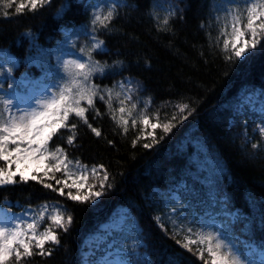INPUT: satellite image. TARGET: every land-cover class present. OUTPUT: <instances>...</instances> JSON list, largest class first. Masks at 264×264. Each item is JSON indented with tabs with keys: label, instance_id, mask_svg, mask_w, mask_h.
Wrapping results in <instances>:
<instances>
[{
	"label": "trees",
	"instance_id": "1",
	"mask_svg": "<svg viewBox=\"0 0 264 264\" xmlns=\"http://www.w3.org/2000/svg\"><path fill=\"white\" fill-rule=\"evenodd\" d=\"M24 2L12 0L9 9L0 2V54L15 58L7 65L0 59V95L10 90L9 85L16 87L23 75L57 83L63 61L81 58L80 47L87 48L91 35H96L105 43L94 58L109 67L94 82L112 87L131 80L132 103L138 105L134 115L138 117L139 109L147 104L151 123L174 124L167 134L150 128L155 142L144 135L139 119L135 128L129 122L124 133L97 100L96 107L104 114L86 115L101 136L73 118L71 122L77 124L73 145L67 144L71 133L64 129L50 147L64 148L69 159L79 160L89 171L103 165L111 188H99L102 170L94 180V190L103 195L91 202H74L67 198V191L60 196L31 180L0 187V202H17L31 210L43 204L60 206L73 217L66 232L56 229L60 243L46 245L52 254L33 256L27 264H79L83 238L118 204L126 206L140 226L143 245L139 248L147 258L138 264H203L176 243L181 235L168 216L167 193L181 181L202 192L206 187L201 172L208 168L217 187L214 190L225 193L230 208L251 217L254 213L251 227L257 239L263 237L264 229L255 221L264 220V138L258 132H241L243 115L238 105L245 93L264 95V41L246 59L228 61L225 56L211 55L205 24L211 18L213 0H49L34 11L26 6L16 14L15 7ZM112 3L119 6L109 29L93 33V15ZM116 91H120L118 85ZM180 104L188 105L183 114L177 107ZM113 107H119L116 100ZM145 143L152 146L145 148ZM200 165L205 166L199 169ZM72 170L75 173L76 167ZM49 223L45 220L40 229Z\"/></svg>",
	"mask_w": 264,
	"mask_h": 264
},
{
	"label": "snow or ice",
	"instance_id": "2",
	"mask_svg": "<svg viewBox=\"0 0 264 264\" xmlns=\"http://www.w3.org/2000/svg\"><path fill=\"white\" fill-rule=\"evenodd\" d=\"M0 2L3 3L4 9L13 6L12 0ZM47 3L49 0H25L15 7V12L21 14L26 6L29 11H34ZM118 6L112 3L105 6L106 11L95 12L90 21L93 33L109 29L111 21L117 15ZM4 15L7 16L8 13L4 12ZM222 19L223 26L217 40L223 38L226 60L246 59L251 51L264 41V0H244L243 7L237 4L229 8ZM167 22L165 19L164 23ZM104 43L96 35H91L89 46L79 49L81 58L64 60L59 81L45 87L44 94L34 97L28 106L19 107L14 103V99L10 98L11 93L0 95V162H3L0 164V187L17 183L26 184L31 180L46 189L58 192L60 196H64L63 189L68 188L67 198L79 203L91 202L103 195V191L94 190L96 185L87 183L89 169L86 165L81 164L79 160L69 159L65 149L59 145L54 149L50 147L53 138L60 135L64 129L71 133L66 137L67 144L73 145L77 129V124L71 122L73 118L87 125L95 136H101L100 129L93 127L86 115L93 111L95 117L104 114L96 107L97 100L103 102L106 114L110 115L124 133L128 131L129 122L135 128L138 119L145 128L148 126L153 130L161 128L165 134L174 127L171 122L151 123V117L147 114V104L144 109H139L138 117L134 115L138 105L132 103L131 80L117 82L120 91H116L117 85L102 87L94 82L96 78L105 75L109 67L106 62L95 59L93 55L102 49ZM11 87L12 85H9L10 89ZM114 100L118 102V108L113 107ZM177 107L181 114L188 109L187 104H180ZM117 112L120 114L119 117L116 115ZM171 119L175 120L176 117L173 116ZM143 131L144 129H141V132ZM259 131L264 138V126L260 127ZM148 135L152 136L155 142V132ZM138 140L139 136L132 141L133 146ZM108 143L111 144L112 141ZM151 146L149 143L143 145L145 148ZM252 147L257 148L258 144H253ZM73 167L79 168L80 175L71 184L56 178V173H62L66 178L72 177ZM101 170L103 179L99 182V188L101 190L111 188L112 185L108 183L109 174L103 170V165L91 168L92 177H97ZM50 181L63 186L57 188ZM72 188L76 189V194H73ZM81 189L86 191L81 192ZM45 220L50 223L43 231H39ZM72 220V215L65 214L62 207L49 204L20 214L0 213V264H27L33 256H50L53 249L46 245H58L60 240L56 229L66 232ZM160 226L163 227V224ZM176 243L196 255L203 264H257L250 258V254L242 252L221 232L203 230L193 232L189 228L183 242L176 240ZM102 264L111 262L104 261ZM116 264L130 262L117 261ZM259 264H264V250L261 251Z\"/></svg>",
	"mask_w": 264,
	"mask_h": 264
},
{
	"label": "rangeland",
	"instance_id": "3",
	"mask_svg": "<svg viewBox=\"0 0 264 264\" xmlns=\"http://www.w3.org/2000/svg\"><path fill=\"white\" fill-rule=\"evenodd\" d=\"M237 4L243 7L244 0H213L211 18L205 24L207 30L206 47L211 55H226L223 51V38L218 41L217 37L220 35V29L223 26L222 18L225 16L226 11ZM228 31L230 32L231 30L229 29ZM7 58L10 60L13 59L10 56ZM50 85L51 84L44 82L42 79L29 82L24 78L19 83L20 89L18 91L12 89L8 93L12 94L10 98H13L14 103H17L19 107H26L34 97L44 94L45 87ZM255 94L256 93H248L243 97V102L249 103L248 107H245L244 104L238 105L239 113L243 115L241 118V132L243 134L246 132L260 133V127L264 126V99L259 103L256 101ZM259 111H263V113L259 114ZM150 128V126L145 128V136H148ZM202 166L205 165H200L199 169ZM206 167L208 166L206 165ZM13 170H15V165H13ZM79 175L80 170L76 168L72 177L66 178L62 173H56V178L60 179L62 182L66 181L68 184H71ZM201 175L203 187H206L202 192L182 181L180 186L170 194L173 200L168 199L167 202L172 209L171 213H168V216L176 227L179 235H181L182 240H180L183 241L184 236L187 234L186 232L185 235H183L188 224L193 232L198 230H203L205 232H221L229 241L239 248V244L245 243L241 245L240 250L243 249L244 246L245 253L250 254V256L255 259L254 261H257V264H259L261 261V251L264 250V232L261 240L257 239V232L253 231L251 227V218L254 213L251 217L249 213H242L240 211L237 213L234 209L230 208L226 202V198L223 197L225 193L223 191H219L220 193L217 192L218 190L215 191L217 187L212 185L214 183V177L211 174L210 168L201 172ZM90 176H92L91 172ZM90 176L88 175L87 183L94 184L95 182L89 180ZM97 177H92V179L95 180ZM50 182L59 188L63 186L55 185V181ZM181 188H184V190ZM64 190L67 192L69 191L68 188H64ZM71 191L73 194H76L75 188H72ZM84 191H86V189H81V192ZM195 198L198 200L194 203ZM243 206H245L244 201ZM25 211L31 210L17 202L12 203L4 200L0 203V213L20 214ZM126 212V209L117 208L111 215L109 221L101 225V232L106 231L105 233H107L114 228L122 230V232L126 234L134 228L136 229V227L127 224L129 215ZM232 220L236 221L234 225H232ZM255 224L259 225L262 230L264 229V220L259 223L256 219ZM39 231H43V229ZM103 236L104 235L101 234H94L86 238V246L82 251L81 264H102L104 261L111 262V264H116L117 261H128L130 264H135V260L143 256L139 254L137 248L139 242L136 241L135 236L123 235L117 238L114 248H112L111 251L107 250L111 242L106 243V245L102 247L98 246ZM193 247L195 249V246ZM109 254L112 255L108 256Z\"/></svg>",
	"mask_w": 264,
	"mask_h": 264
},
{
	"label": "bare ground",
	"instance_id": "4",
	"mask_svg": "<svg viewBox=\"0 0 264 264\" xmlns=\"http://www.w3.org/2000/svg\"><path fill=\"white\" fill-rule=\"evenodd\" d=\"M254 260V259H253Z\"/></svg>",
	"mask_w": 264,
	"mask_h": 264
}]
</instances>
